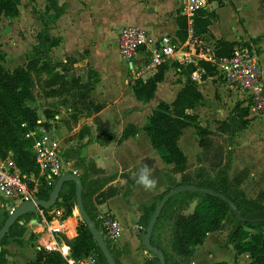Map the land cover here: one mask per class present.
Instances as JSON below:
<instances>
[{
  "label": "trees",
  "instance_id": "1",
  "mask_svg": "<svg viewBox=\"0 0 264 264\" xmlns=\"http://www.w3.org/2000/svg\"><path fill=\"white\" fill-rule=\"evenodd\" d=\"M34 1V0H30ZM45 16H39L42 28L36 33L35 44L32 46L31 54L26 58L23 65L17 66L11 70L6 69L1 61L0 54V157L5 158L9 152L22 174H33L37 178V198L47 200L49 193L56 184L54 179L48 184L43 176L39 175V169L34 160L31 150L32 139L25 138L24 134L40 124L49 128L47 121H41L34 107L29 102L34 99V90L38 87L44 98H54L64 107L68 113V121L65 124L70 127L71 123L77 124L82 118L93 116V121L100 124L98 117L103 105L93 103L89 100V93L92 84L97 80V74L88 71V80L82 81L74 68L76 58L67 56L64 62L55 64L52 62L49 52L52 47L58 45L59 38L49 34V24L52 23L64 12V5H58L57 0H45ZM217 1L219 5L221 0ZM18 0H0V20L2 17H14L18 14ZM52 11V12H50ZM218 19L214 10L200 8L192 17L191 30L193 36H200L209 32V26ZM177 30L176 40L183 43L189 36V26L186 16L177 15L175 17ZM259 37H255L253 42H257ZM236 41H227L217 39L214 41L213 54L217 57H229L233 52V46ZM173 66L180 70L185 77V83L176 93L171 102L160 101L151 110L148 122L144 126L150 143L157 150L161 159L166 164H172L170 171L180 175V181L174 188L180 185H196L220 192L229 198L238 208L242 216L262 217L264 216V190H260L255 199L245 198L238 186L242 184L248 175V171L243 169L233 178H229V156L223 153H217L215 145L209 139L210 129L203 127L198 123L197 115L190 113V110L199 105L203 95L197 87V83L191 78L193 72L201 70L200 79L205 80L212 77L215 68L207 61L200 60L197 64H181L174 62ZM167 70V64L157 66L156 71L146 78H129V83L133 89L136 99L147 102L155 94L157 83L164 79V73ZM53 114L46 111V117L50 118ZM247 109L240 106L237 102L232 111L224 120L216 121V130L220 133L232 136L236 131L246 127L249 119L246 118ZM38 120L41 122L39 123ZM192 126L198 135V145L203 149V154L209 158L216 170L213 179H202L200 174L192 177L186 173L187 157L178 145V140L183 133L184 128ZM82 135L89 133L85 123L81 126ZM134 133V128L128 125L122 134V138ZM111 134L104 135V142L110 140ZM214 159V160H212ZM225 159V161H224ZM81 169L79 175L81 183V197L84 208L88 213L95 228L100 231L98 223V214L93 207L92 198L95 196L97 203H102L110 197L120 193L128 195L129 189L124 190L121 186H104L116 178V175H104L103 171L96 168L92 162L83 159L74 163ZM95 175H101L91 179ZM123 176L124 173H121ZM129 181V180H128ZM32 185V183H30ZM134 185L133 181H130ZM174 188H168L162 193L158 200L143 208V214L139 223L146 229L148 222L162 199V197ZM180 196H186L187 199L199 198L193 211L187 215L178 212L172 216L174 227L173 250L176 254L188 259L194 248L201 245L208 232L220 230L223 221L230 214L235 221L233 227L228 231L225 244H231L236 256L242 253H248L250 261L246 264H264V234L257 231H249L251 226H263L264 221L259 222H241L238 221L229 206L218 197L199 192L183 191L172 196L163 206L155 222L158 223L160 216L165 214L170 203ZM75 201V184L72 181H64L59 190L58 199L52 207H61L63 209L61 219L71 216ZM32 212L21 215L9 227L7 233L0 240V264H7V252L3 245L13 241L21 243V237L25 231L24 225L19 224V220L27 218ZM5 216L4 221L7 219ZM48 219L51 217L48 216ZM2 223V224H3ZM154 225V227H155ZM2 226V225H1ZM0 226V227H1ZM153 227V228H154ZM74 235V230L70 231ZM106 246L117 264L119 260L113 256V251L109 241L104 240ZM151 245V237H150ZM155 246V245H153ZM71 256L75 259L84 258V256L93 250L98 255L100 264H108L101 253L92 233L83 221H79L76 226V236L69 243ZM156 247V246H155ZM161 250L159 247H157ZM164 254L165 264L167 255ZM32 264H65V259L56 251H45L39 249L36 251L35 260ZM143 264H159L156 256L149 257ZM214 264H227L217 262Z\"/></svg>",
  "mask_w": 264,
  "mask_h": 264
},
{
  "label": "crops",
  "instance_id": "2",
  "mask_svg": "<svg viewBox=\"0 0 264 264\" xmlns=\"http://www.w3.org/2000/svg\"><path fill=\"white\" fill-rule=\"evenodd\" d=\"M57 3L58 5H64L65 9L58 18L49 24V34L60 40L58 45L51 48L49 56L55 64L64 62L67 56L75 57V71L84 82L88 80V71L95 72L97 74V80L92 84L89 100L93 103L103 105V109L98 114L100 119L99 125L94 123L93 116L89 117L90 123L86 122L88 118H82L77 123L76 128H73L74 126L72 125L71 131L64 124H60L59 121L56 123L57 127L51 119L47 120V122L59 138L76 133V136L69 137V142L66 145L70 147L69 160L67 161L69 168L73 167L78 169L80 175L82 171L74 163L81 159L87 162L90 161L96 168L101 169L104 175H116V178L106 184L103 189L109 185H118L123 187L124 190L129 189L128 195L120 193L108 198L102 203H97L94 196L92 198V204L98 216H101L102 213H107L116 218L120 223V235L115 242L110 244L113 256L121 264H143L150 255L148 256L149 253L143 245L141 230H143L142 233L144 234L145 229L139 223V220L143 214V208L155 203L154 198L166 191V184L160 181V170L169 168L170 166V169L172 168V164H169V167H162L156 171L157 187L155 190L147 194L140 191L141 185L136 182L139 169L143 165L149 166L148 157L150 155L155 156L158 161L159 159L162 160L157 150L152 147L144 131V126L148 122L151 110L158 102L163 101V94L158 98V92L161 86L166 83V79H168V88L172 90L171 97L174 99L176 93L185 83V77L173 64L167 63L164 79L157 83L153 98L147 102L136 99L129 83V78L134 79V74L130 72L128 66L119 54L117 37L123 26L134 24L149 29L155 38H159L161 35H168L178 42L175 36L177 30L175 17L178 14L181 15V2L180 0H57ZM216 3L218 4L217 1L210 3V6L215 9L214 11L218 19L209 26V32L200 36H193V33H191L190 37L187 38L188 45H185L184 48L188 47L191 53L189 63L197 64L198 61L204 60V57H206L196 49L197 38L207 36L208 38L213 37L214 41L224 39L236 42H245L247 40L253 42L255 37H259V40L254 43L257 45V51L260 55L259 58L264 79V29L246 38H242L243 32L234 26H232L233 29H223L219 21V9L224 6L218 4V7H214ZM260 12L264 13V10ZM98 19L100 20L99 23ZM95 20H97V26L94 25ZM85 21H87V24H85ZM81 25L83 28L82 31ZM112 31H115L113 36ZM213 46L214 42L211 43L210 54H213ZM169 70L170 72L167 78L166 75ZM195 72L199 75V78L194 81L197 83L203 99L199 105L190 110V113L197 115L198 123L201 126L207 127V124L210 125L215 118L214 116L218 114L215 103V96L217 94L219 97L226 99L229 108L227 109V114L219 119L216 117V121L224 120L237 102H240V106L243 107L241 94L227 89L216 75L201 80V70ZM173 74H175V78L171 80ZM151 75L150 73H144L140 78L145 80ZM207 84L211 88L209 102H206L203 93V88ZM150 107L153 108L150 110ZM56 117H58L57 114ZM246 118L249 119L246 127L236 131L231 136L232 139H236L239 143L238 147H236V153L239 155V170L236 174L246 169L248 171L246 178H254L256 183L261 186V184H264L259 179L260 177H264V118L248 117V114ZM84 123L89 129V133L82 135L81 126ZM128 125L134 128V133L122 138L123 131ZM107 128L110 129L108 130ZM193 131L196 132L194 127L187 126L184 128L178 140V145L186 157L187 153L182 146L184 134H188L189 140L192 143L195 142L196 145L198 144L196 134H192ZM105 134L112 135L111 139L106 142L103 139ZM121 173H124V175L122 176ZM92 175L91 179L101 177V175ZM130 181H133L134 185H131ZM115 201L120 202V207H114L112 205ZM5 202V199L0 195V208H3L2 213L4 215L3 218H0V226L5 216H8L4 206ZM72 212L73 215L65 219L66 230L63 233L70 241L76 236V226L78 224L76 219L78 215L74 208ZM29 218H31L30 221ZM34 220H37V218L32 213L27 218L19 220V224L31 228V232L36 238L35 247L29 244L27 236H25L26 232L24 231L20 244L10 241L3 245L7 256L10 257L7 258V264H26V262L32 263L35 260L36 249L39 250L38 234L36 232L39 224L37 221L33 223ZM69 220L71 222L70 227H68ZM20 221H23V223H20ZM156 227L157 224L152 230L150 236L151 242L154 240V235L156 237L160 235L159 232H161V229L156 231ZM72 229L74 230V235L70 234ZM223 241L224 237L222 236V247ZM152 244L158 247L154 241ZM224 245L228 246L227 249H231L232 257L230 261L217 260L220 263L235 264L236 260L237 264H246L250 261L248 253H242L236 256L235 259L232 245L225 244V242ZM196 247L189 257L190 264H201L195 255L199 251V249L195 251ZM30 248H33L32 259L26 258L20 261L19 256L26 249ZM145 254H147L146 259ZM214 263L217 262H212L211 264Z\"/></svg>",
  "mask_w": 264,
  "mask_h": 264
},
{
  "label": "rangeland",
  "instance_id": "3",
  "mask_svg": "<svg viewBox=\"0 0 264 264\" xmlns=\"http://www.w3.org/2000/svg\"><path fill=\"white\" fill-rule=\"evenodd\" d=\"M18 14L14 17H2L0 20V54L2 55V65L6 69H13L17 66L23 65L26 61V58L31 54V49L34 43L36 42L35 36L39 29L42 28L41 21L39 20V16H45V5L46 2L43 0H18ZM222 6L219 9L221 22V27L225 30L233 29L232 26L238 28L239 31H242L243 37L246 38L252 36L255 32H260L264 29V13L260 12L264 10V0H222ZM214 7H218L216 3ZM212 10H215L210 6ZM100 20L98 19V23ZM87 24V21H85ZM94 25L97 26V20L94 21ZM83 30L81 25V31ZM80 31V32H81ZM90 32V31H86ZM115 31H112V36ZM111 36V35H110ZM113 39V38H112ZM109 39V40H112ZM214 42V38H208L205 36L204 38H197L196 41V49L200 51L203 55H209L211 53V43ZM169 71H167V78L169 76ZM130 75V74H129ZM132 76V75H131ZM130 76V77H131ZM175 78V74H173L171 80ZM204 98L206 102L210 101L211 97V88L209 84L204 86ZM163 94L162 100L169 102L173 99L172 90L168 88V79H166V83L161 86L158 92V98ZM172 101V100H171ZM170 101V102H171ZM215 103L217 105L218 114L214 117L222 118L227 114V109L229 106L226 103L225 98L219 97L217 94L215 96ZM29 105L34 107L37 111V114L41 121L51 119L55 124L57 121L60 124H64L69 131L73 128L77 127V124L71 123L70 127H68L65 122L68 121V113L64 107L59 104V101L54 98H44L41 95L38 87L34 90V99L29 102ZM227 105V106H226ZM153 107H150V110ZM148 110V108H146ZM46 111H49L53 114L52 117H46ZM57 114V118H56ZM211 122V124H207V128L210 129L211 134L209 135V139L215 145L217 153H223L224 156H229V169L228 175L229 178H233L236 175V172L239 170V162H238V153H236V147H238L239 143L236 139H232V137L228 136V134L220 133L216 130V119ZM90 118L86 119V122L90 123ZM48 123V122H47ZM57 127V124H56ZM49 129H52L51 125ZM108 130L110 128H107ZM191 129V128H188ZM187 129V130H188ZM97 131V130H96ZM188 132V131H187ZM192 134H196L195 131ZM57 139L59 138L56 134ZM75 134L66 136L64 138H59L62 143V157L64 161L69 160L70 155V147L66 146L69 142V137H74ZM196 140L198 141V135L196 134ZM237 145V146H236ZM182 146L187 153V170L186 173L192 177L200 174L202 179H213L216 174V170L214 166L210 162L209 158H206L203 154V149L195 142H191L189 140L188 134H184V139L182 142ZM214 160V159H212ZM225 161V159H224ZM149 167L152 169V177L156 180V171L160 168L169 167V164H166L162 160L159 161L155 156L150 155L148 157ZM171 167V166H170ZM170 167L166 169H161L160 181L161 183L166 184V189L174 188L176 184L180 181V175L174 174L170 171ZM196 178V177H195ZM264 183V177L259 178ZM141 192L145 194L150 193L151 191H145L141 186ZM238 189L242 191L245 195L246 199L253 200L255 199L257 193L260 190H264V184L258 185L254 178H246L241 185L238 186ZM140 192V193H141ZM159 197V196H158ZM156 196L154 198V202L158 200ZM199 201V198L195 197L193 199H187L186 196H180L176 200L172 201L168 208L165 211V214L160 216L158 220L156 231L161 229L159 237L154 235V242L156 245L167 255V263L168 264H190V258L186 259L175 253L173 250V237H174V227L172 224V216L175 213L181 212L185 215L191 213L195 204ZM75 212L78 216H76L77 221H83L80 215V212L73 201ZM114 207H120V202L115 201L112 204ZM76 206V207H75ZM3 209V208H2ZM0 208V218H3V210ZM73 215V212L71 216ZM109 215L107 213H102L101 216ZM77 222V223H78ZM98 223L101 227V218L98 216ZM235 221L232 216L229 214L227 218L223 221V226L218 231L210 232L204 243L198 245L195 249L199 251L196 252V258L200 260L201 264H211L212 262H219L217 260H226L230 261L232 257L231 249H227L228 246L224 245L225 237L228 231L233 227ZM25 227V236H27V241L30 245L35 247L36 238L35 235L31 232V228L29 226ZM140 231V230H139ZM143 230H141L142 238H143ZM249 231H257L264 234V225L263 226H251L249 227ZM222 236L224 237L223 247H222ZM152 241V242H153ZM142 245V244H141ZM143 246V245H142ZM141 247V249H143ZM32 251L33 248L26 249L22 255L19 256V260L22 259H32ZM37 251V249H36ZM194 251V252H195ZM148 256H155L151 251H148ZM209 253V255H208ZM145 259L147 258V254H145ZM241 262V261H240ZM26 264H32L27 263ZM234 264V263H233ZM235 264L237 261L235 260Z\"/></svg>",
  "mask_w": 264,
  "mask_h": 264
},
{
  "label": "built area",
  "instance_id": "4",
  "mask_svg": "<svg viewBox=\"0 0 264 264\" xmlns=\"http://www.w3.org/2000/svg\"><path fill=\"white\" fill-rule=\"evenodd\" d=\"M180 2V13L187 18L188 37H190L193 15L200 8L211 10L209 8L211 2L209 0H180ZM117 44L119 54L130 72L134 74V78H140L144 73L153 74L161 64L190 62L191 53L188 47L184 48L188 45L187 40L178 43L168 35L155 38L149 29L134 24L125 25L120 29ZM259 57L257 45L247 40L237 42L229 57L210 54L206 55L204 60L215 68L214 75L227 89L241 94L242 105L247 109L248 117L264 118V79ZM191 78L196 80L199 75L193 72ZM24 137L32 139L31 150L39 175L43 176L48 184L65 174L79 176L80 171L73 167L69 168L67 161H64L61 140L57 139L53 129L40 124L25 133ZM36 194L37 178L33 174H22L11 152L5 158L0 157V195L6 201L4 206L8 216L23 202L39 200ZM45 210L36 207L31 211L37 218L33 223L37 221L39 224L36 228L39 249L59 252L65 259V264H100L98 255L93 250L84 258H73L69 244L61 236L66 230L65 219H61L63 209L53 207ZM48 216L51 218L48 219ZM99 217L101 218L100 235L110 244L115 242L121 232L120 223L110 215Z\"/></svg>",
  "mask_w": 264,
  "mask_h": 264
},
{
  "label": "water",
  "instance_id": "5",
  "mask_svg": "<svg viewBox=\"0 0 264 264\" xmlns=\"http://www.w3.org/2000/svg\"><path fill=\"white\" fill-rule=\"evenodd\" d=\"M64 181H72L75 184V204L80 212V215L82 217L83 222L87 225L89 231L92 233L93 238L95 239L99 249L101 250V253L103 254V256L105 257L106 261L108 264H117L115 262V260L112 258L106 243L104 241V239L102 238V236L100 235L99 231L95 228L93 222L91 221L88 213L86 212L83 202H82V197H81V183H80V178L78 175H72V174H65L60 176L57 180H56V184L53 187V189L51 190V192L49 193V198L47 200H37L35 202L33 201H27V202H23L22 204H20L13 213H11L7 219L4 221V223L2 224V226L0 227V240L2 239V237L7 233L9 227L12 225V223L14 221H16V219H18L21 215L31 212L32 210H34L36 207H42V208H49L52 207L55 202L58 199V194H59V190L62 187V184ZM183 191H191V192H199V193H204L207 195H211V196H215L218 197L219 199H221L222 201H224L229 208L231 209V211L234 213L235 217L237 218L238 221L241 222H259V221H264V216L262 217H247V216H242L237 208V206L229 199L227 198L225 195H223L220 192H216L212 189H208V188H204V187H199L196 185H180L174 189H172L171 191H169L168 193H166L162 199L160 200V202L158 203V205L156 206L149 222L148 225L145 229V233L143 235V245L146 248L147 251H151L159 260V264H165V260H164V254L161 250H159L157 247L151 245L150 243V236L153 230V227L155 225V222L160 214V211L162 210L163 206L165 205V203L174 195L183 192ZM61 236L63 237L64 240H66V242L69 244L70 240L65 236V234H61ZM1 249V247H0ZM87 255V254H86ZM7 258H10L9 256H7Z\"/></svg>",
  "mask_w": 264,
  "mask_h": 264
},
{
  "label": "clouds",
  "instance_id": "6",
  "mask_svg": "<svg viewBox=\"0 0 264 264\" xmlns=\"http://www.w3.org/2000/svg\"><path fill=\"white\" fill-rule=\"evenodd\" d=\"M145 191H153L157 187L156 180L152 177V169L148 165H143L138 171L136 181Z\"/></svg>",
  "mask_w": 264,
  "mask_h": 264
},
{
  "label": "bare ground",
  "instance_id": "7",
  "mask_svg": "<svg viewBox=\"0 0 264 264\" xmlns=\"http://www.w3.org/2000/svg\"><path fill=\"white\" fill-rule=\"evenodd\" d=\"M71 226V222H70V220L68 221V227H70ZM66 248H64V250H65Z\"/></svg>",
  "mask_w": 264,
  "mask_h": 264
}]
</instances>
